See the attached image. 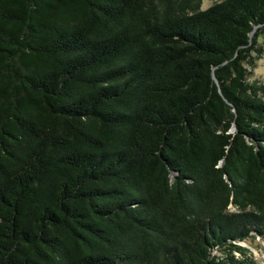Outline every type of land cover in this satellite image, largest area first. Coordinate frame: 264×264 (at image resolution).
Returning <instances> with one entry per match:
<instances>
[{
	"label": "trees",
	"instance_id": "1",
	"mask_svg": "<svg viewBox=\"0 0 264 264\" xmlns=\"http://www.w3.org/2000/svg\"><path fill=\"white\" fill-rule=\"evenodd\" d=\"M264 0H0V264H259Z\"/></svg>",
	"mask_w": 264,
	"mask_h": 264
},
{
	"label": "rangeland",
	"instance_id": "2",
	"mask_svg": "<svg viewBox=\"0 0 264 264\" xmlns=\"http://www.w3.org/2000/svg\"><path fill=\"white\" fill-rule=\"evenodd\" d=\"M215 1L217 0H202V7L206 8ZM262 42L264 45V39H262ZM253 78L264 84V53L262 57L257 61V66L254 68ZM244 243L249 245L255 257L258 259L259 264H264V239L258 237L251 245L250 242Z\"/></svg>",
	"mask_w": 264,
	"mask_h": 264
}]
</instances>
